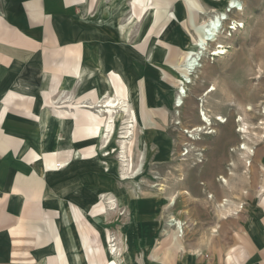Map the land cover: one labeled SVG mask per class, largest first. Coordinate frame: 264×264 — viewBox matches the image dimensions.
Wrapping results in <instances>:
<instances>
[{
	"label": "rangeland",
	"instance_id": "374dc122",
	"mask_svg": "<svg viewBox=\"0 0 264 264\" xmlns=\"http://www.w3.org/2000/svg\"><path fill=\"white\" fill-rule=\"evenodd\" d=\"M150 5L154 13L146 10ZM241 7L242 11H228L227 0H98L86 14L83 7L65 8L55 18L50 13L60 46L67 42L87 43L92 51L88 52L85 45L83 48L92 58V66L99 56L102 59L101 68L85 69L88 76L74 85L75 95L91 92L95 98L105 97L108 92H104L100 72L109 69L103 70L112 84L111 98L108 97L125 99L128 89L130 113L134 117L132 136L126 143L119 135L131 130L132 124L120 111L114 116L116 129L111 142H98V148H92L96 152L102 147L110 151L108 157L101 158L103 164L110 166L107 175L95 168L103 164L69 157L68 165L62 169L59 159L57 169L61 172L48 187L50 209L63 211L69 204L94 205L97 195L118 189L127 196L134 195L135 205L124 200L125 207L108 212L103 222L98 216L87 214L86 218L101 237L108 233L122 238L139 234L145 262L154 247L156 256L166 257L163 231L168 230L166 222L171 216L183 224V250L202 242L212 243L221 235L222 218L229 213L218 205L224 199L232 205L245 200L241 196L245 178L256 169L254 148L264 142V128L259 125L264 121V0H242ZM213 11L224 17L227 13L221 32L215 37L216 45L222 44L224 53L210 56L217 47L209 45L202 60L195 61L196 72L190 71L189 62L195 60L194 53L189 51L190 43L199 39L200 28ZM35 14L38 13H29L42 17L41 12ZM233 21L243 23V28L229 32L227 27ZM38 22L40 29L43 25L40 19ZM64 59L68 57L62 55ZM34 62L39 61L26 60V67L24 61L14 63V84L19 83L14 89L23 88L29 93L28 85L22 87L18 82L19 75L28 82L27 73L35 77V91L47 86L49 75L31 67ZM181 84L184 92L179 94ZM70 85L68 81L66 86ZM106 99H96L92 109H88L91 114L87 115L95 124L107 119L104 114L100 119L93 108ZM218 118L225 123L216 121ZM6 124L57 155L60 150H70L69 135L52 118L42 126L9 113ZM242 125L247 134L238 132ZM195 129L199 131L194 132ZM243 144L252 149V155L238 149ZM123 147L126 158L121 156ZM119 175L132 179L119 181ZM220 178L226 179L227 185ZM133 182L134 187L128 192ZM160 185L164 186L162 191H158ZM171 196H175V202L169 206ZM117 223L122 225L120 232ZM69 226L66 229L71 236L75 235L74 227Z\"/></svg>",
	"mask_w": 264,
	"mask_h": 264
},
{
	"label": "crops",
	"instance_id": "0c3cea01",
	"mask_svg": "<svg viewBox=\"0 0 264 264\" xmlns=\"http://www.w3.org/2000/svg\"><path fill=\"white\" fill-rule=\"evenodd\" d=\"M97 1L0 0V264H264V142L254 148L256 169L245 178L241 194L245 200L232 205L224 199V206L219 207L229 213L222 218L221 235L212 243L202 242L183 250V236L177 237L174 226L166 222L168 230L163 231L166 257L156 256L154 247L145 262L140 253L139 234L122 238L120 235L111 237L108 233L101 237L87 220L88 214L101 217L103 222L108 212L124 208L126 199L135 205V196H127L124 190L97 195L94 205L69 204L63 211L48 207L49 184L61 172L57 169L59 159L62 169L68 165L69 157L103 164L101 153L92 149L93 146L98 148L102 141L85 139L91 134V130L86 129L85 117L96 99L104 101L108 96L111 98V94L96 98L91 92L75 95L74 85L88 76L85 69L93 68L94 63L83 46L88 52L92 49L87 43L67 42L60 46L50 15L52 13L55 18L57 13L71 7H83L86 14ZM37 11L42 17L29 15L30 12L39 14ZM38 19L43 25L40 29L37 28ZM62 55L68 59L62 60ZM33 58L39 62L31 67L49 75L47 86L35 91V77L27 73L28 82L21 75L18 82L22 87L28 85L29 93L22 91L23 88L14 89L19 84H14V63L23 64L24 61L26 67V60ZM98 61L97 69L102 67L100 56ZM103 70L100 76L106 87L104 92H107L106 72L109 69L105 73ZM68 81L71 85L67 87ZM65 92L68 93L63 96ZM9 113L42 126L49 118L59 124V116L63 115L66 120L60 126L69 135L70 150H60L57 155L54 150L35 145L6 124ZM95 168L107 175L104 164ZM120 175L119 181H122ZM131 184L128 192L134 187V182ZM125 213L126 210L121 215ZM67 225L74 227L75 235H70ZM117 227L120 232L122 225ZM108 249L114 251L109 253Z\"/></svg>",
	"mask_w": 264,
	"mask_h": 264
},
{
	"label": "bare ground",
	"instance_id": "6f19581e",
	"mask_svg": "<svg viewBox=\"0 0 264 264\" xmlns=\"http://www.w3.org/2000/svg\"><path fill=\"white\" fill-rule=\"evenodd\" d=\"M134 1H136V0H134ZM149 1H151V0H149ZM227 6L229 8L228 11H232V10L242 11L243 10L242 7H240L239 9L236 10V7L239 6V1L238 0H227ZM148 9L152 10L153 13H154V8H153L152 5L148 6V8L146 10H148ZM185 13L186 12L183 13L184 14L183 21H185V19H186V17H185L186 14ZM226 19H227V13L225 14V17H224V16H222V14L213 11L206 18V20L203 22V24H202V26L200 28V30L202 31L201 36L199 37V39H195L194 41H191L190 48H192V50H189L188 49L189 51H191L192 53H194V57H195V60H192V61L189 62L190 63L189 64L190 71H193V72L195 71V69H196L195 61L196 60L197 61L202 60L201 59V56H202L203 52L209 50L208 49V48H210L209 45L214 46V49L217 47L216 48L217 50L215 49L214 50L215 52L212 51L213 53L211 55L217 56V55H220V54H223L224 53L222 51V49H223L222 46L223 45L222 44L220 46L219 45H216V44H218V42H217V40H215V37H217V33L219 34L221 32V31H219V29L222 28V26H223L222 23L224 21H226ZM174 20L177 21L176 19H174ZM169 23H170V21H169ZM220 37H221V35H220ZM213 44H215L216 46L213 45ZM98 67H99V61H97L96 65L93 66V68L94 69H97ZM185 67H187V66H185ZM118 75H119V73H118ZM106 80H107V83H108V86H109V89L107 90V92L112 91V88H111L112 87V84H111L109 78L107 77ZM184 81H185V79H184ZM182 85H184V84H181L179 86V88H178L179 94H182L184 92L183 91L184 90V86H182ZM128 94H129V90L127 89V91L125 92V99L120 98V97H117V99H115V100H110V98L107 97V99H106L105 102L101 103L100 101H98L96 103L95 107H93V108H95L97 110V111L95 110V114L98 117H100V119L102 117L101 114H104L105 116H107V119L105 117V121H103L102 123L95 124L94 123V120L91 118V116L90 115H87V117H86V123H87L86 129L87 130H91V133L92 132H95V134L89 135L85 139H87V140L88 139H92V138L93 139H100V140H102V143L103 144L105 142H107V144H109L111 142L112 138L115 135L116 125H115V117L114 116L118 112H120V111L123 112V113H125L126 116L129 117L128 120H131L132 127H131V130H129L126 133H124L123 136H120L119 135V137H121L122 143H126L127 140H130L131 139L132 129L134 128V125H133V123H134V121H133L134 120V117L130 113L129 106H130L131 102L129 100ZM125 100L127 101V104H125L126 103ZM122 105H124V106H122ZM263 115H264V111H263ZM65 120H66L65 117L62 116V115H60L59 116V125L62 126L65 123ZM216 121H220V122H222V124L225 123V121L221 120V118L216 119ZM238 121H240V119H238ZM203 122L204 123L207 122V119L205 118V115H204ZM259 125H262L263 126L262 128H264V121L260 122ZM197 131H199V129H195L194 130V132H197ZM238 132H241L243 134H245V133L247 134L246 127L244 125L240 126ZM211 133H213V132H210V133H207L206 132L205 134H211ZM104 148L105 147H102L100 151H97V153H101V155L103 156V158L108 157L111 154L110 151H106V150H104ZM124 149H125V147L121 148V150H122V152H121L122 158H126V156H125V150ZM238 149L246 152L249 155H252V153H253L252 149L249 146H246V144H243L242 146H239ZM94 152H96V151H94ZM249 163H250L249 160L246 161V164L247 165H249ZM105 164H104V168H105V171L108 173L110 166H108V164H106V165ZM230 165L232 166V164H230ZM122 177H121L122 180H130V179H132L131 176H122ZM220 180H221V182L223 184H226L227 185V180L226 179L220 178ZM160 186H161V188H159L158 191H162L163 190V187L164 186L163 185H160ZM225 201L222 202V203H220L219 207H223ZM174 202H175V196H171L168 199V205L170 206ZM167 222L169 224H171V225L174 226V230L176 231L177 237L180 238V237L183 236V234H182L183 233V229H182V223L181 222L176 221L172 216L168 218V221ZM168 233H169V231L165 233V236L168 235ZM108 248H109V246H108ZM108 251H109V253H111L114 250L108 249Z\"/></svg>",
	"mask_w": 264,
	"mask_h": 264
},
{
	"label": "built area",
	"instance_id": "2783aa9c",
	"mask_svg": "<svg viewBox=\"0 0 264 264\" xmlns=\"http://www.w3.org/2000/svg\"><path fill=\"white\" fill-rule=\"evenodd\" d=\"M239 1V6L238 7H236V10L237 9H239L240 7H241V5L240 4H242V0H238ZM233 11H235V10H233ZM231 25H229L228 27H227V30L229 31V32H236V31H239L240 29H242L243 28V23L241 24V22H238V21H233V22H231L230 23ZM221 30V28L219 29V31ZM210 56H214V55H211L210 54Z\"/></svg>",
	"mask_w": 264,
	"mask_h": 264
}]
</instances>
